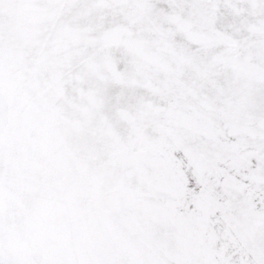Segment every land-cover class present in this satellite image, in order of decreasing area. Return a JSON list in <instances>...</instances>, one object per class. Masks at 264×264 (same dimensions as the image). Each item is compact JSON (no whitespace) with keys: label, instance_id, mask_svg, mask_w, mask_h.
Segmentation results:
<instances>
[{"label":"snow or ice","instance_id":"6c2138e0","mask_svg":"<svg viewBox=\"0 0 264 264\" xmlns=\"http://www.w3.org/2000/svg\"><path fill=\"white\" fill-rule=\"evenodd\" d=\"M0 264H264V0H0Z\"/></svg>","mask_w":264,"mask_h":264}]
</instances>
